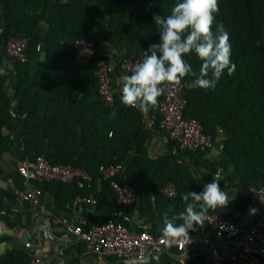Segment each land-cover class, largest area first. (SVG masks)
<instances>
[{"label": "trees", "instance_id": "16d2710c", "mask_svg": "<svg viewBox=\"0 0 264 264\" xmlns=\"http://www.w3.org/2000/svg\"><path fill=\"white\" fill-rule=\"evenodd\" d=\"M177 0H0V48L9 37L28 38L26 61L12 62L9 77H0V163L12 146L3 134L4 127L14 118L20 119L25 133L24 153L35 161L45 156L52 164H71L86 170L90 183L43 182L56 187L76 188L72 196H89L100 183L112 198L113 212L116 195L108 182L101 180L99 168L122 164L126 173L121 181L128 183L135 198L119 210L127 214L138 204L146 221L162 222L177 216L186 208L183 195L201 192L192 168H204L212 174L219 169L226 175L229 186L238 190L234 199L235 215L217 213L237 226H251L259 217L258 206L250 199V187H264V0H218L216 24L223 23L230 35L231 61L235 72L222 75L214 89H190L186 85L193 77H185L186 118H195L213 141L221 133L220 156L207 158L208 152L180 151L151 159L146 143L150 131L144 125V112L121 103L118 94L114 104L122 106L112 115L111 105L98 97L96 76L91 67L78 64L73 50L77 39L93 40L97 54L107 44L124 57L144 51L159 42L153 15L167 16ZM105 14L109 23L104 25ZM216 24L213 25L215 31ZM197 73L202 61L193 52L184 56ZM2 63L0 58V64ZM118 70H120L118 66ZM13 81L18 106L11 108V99L4 86ZM147 111L154 116V129L159 127L158 105ZM0 165V174H1ZM173 183L177 196L169 198L163 188ZM255 208V215L250 209ZM176 223H182L177 220ZM205 224V223H204ZM11 254L0 260L7 264ZM28 258L14 260L30 264Z\"/></svg>", "mask_w": 264, "mask_h": 264}, {"label": "crops", "instance_id": "0c3cea01", "mask_svg": "<svg viewBox=\"0 0 264 264\" xmlns=\"http://www.w3.org/2000/svg\"><path fill=\"white\" fill-rule=\"evenodd\" d=\"M109 23V16L105 14L104 25ZM0 25V31H1ZM102 53L108 63L114 67L113 81L121 96L120 77L123 74L118 70L121 52L107 44H102ZM2 64L12 68V62L4 54V48H0ZM11 99V108L18 106L19 99L15 96L13 81L9 78L4 86ZM116 114L121 111L120 104L111 105ZM144 125L150 131L146 143L147 153L151 159L162 156H172L176 153L173 143L163 133L154 129V116L144 112ZM3 134L12 140V146L1 159L0 174V260H6L7 264H17L14 260L18 258H41L46 264H123L115 258H104L88 251L83 243H75L66 232L64 223L80 225L90 228L105 222L110 211L113 209L112 198L109 191H104L100 183L90 192L88 197L97 200V205H84L75 203L72 196L77 192L76 188L56 187L41 183L34 178L25 180L18 173L19 166L27 159L23 143L25 133L21 127L20 119L16 116L4 127ZM224 136L220 133L215 140V150L208 154L210 160L217 159L222 150L221 142ZM192 172L197 183L204 187L212 181L213 175L204 168L193 167ZM220 176L219 186L228 194L230 200L227 207L216 209L224 215H235L242 218L243 214L236 212L234 199L238 190L229 186L226 175ZM10 180V182H8ZM37 187L42 189L40 204L33 206L24 203L16 192H28ZM77 198V197H76ZM132 232H138L141 223L148 225L152 234L163 236L161 232L162 222L146 221L140 215L138 204L129 210V213L118 218ZM195 230L189 231L191 236L205 237L210 234L203 225H194ZM236 245H204L195 244L187 251V258L179 254L175 249L153 250L148 258L136 264H227L232 261L237 253ZM260 263L264 264V247L254 256Z\"/></svg>", "mask_w": 264, "mask_h": 264}, {"label": "built area", "instance_id": "2783aa9c", "mask_svg": "<svg viewBox=\"0 0 264 264\" xmlns=\"http://www.w3.org/2000/svg\"><path fill=\"white\" fill-rule=\"evenodd\" d=\"M67 3L71 0H58ZM28 38L9 37L4 54L12 61L25 62V50ZM73 50L78 64L92 68L97 79L98 97L107 105H112L118 93L113 81L115 72L105 55L97 54L96 44L93 40L77 39L73 41ZM143 51L130 57H124L119 61V68L123 74H130V67L141 58ZM10 67L0 64V77H9ZM184 84L166 86L162 94V100L158 105L160 115L159 127L164 136L177 145L180 151H204L209 154L215 150L212 137L205 132L202 124L195 118H186L184 112L187 106ZM18 173L25 180L34 178L43 182L72 183L82 181L90 183L91 175L78 166L71 164H52L45 156L38 157L35 161L26 160L18 168ZM101 180L108 182L116 195L117 210L109 213L104 223L83 228L80 225L64 223L66 232L72 240L83 243L86 249L104 258H115L122 262L135 260L136 263L146 260L153 250L175 249L179 254L187 252L195 244L204 245H236L235 258L227 264H262L257 261L255 254L264 247V203L260 202L259 194L264 198V187H250V199L259 209L258 220L251 226H237L217 213L207 214L204 220L210 234L205 237L190 236L191 240L183 238L169 243L163 236H157L150 232L148 225L141 223L138 232H132L118 218L123 217L119 210L122 206H129L135 202L134 195L128 183L121 179L126 173V167L122 164H110L99 168ZM218 173H222L219 169ZM10 182V180H8ZM162 193L174 198L177 190L173 183L167 184ZM18 197L27 204L38 206L42 195V189L37 187L28 192H16ZM75 203L84 205H97L93 197L78 196ZM30 264H46L41 258H33Z\"/></svg>", "mask_w": 264, "mask_h": 264}, {"label": "clouds", "instance_id": "9594fccd", "mask_svg": "<svg viewBox=\"0 0 264 264\" xmlns=\"http://www.w3.org/2000/svg\"><path fill=\"white\" fill-rule=\"evenodd\" d=\"M218 10V0H177L169 15L154 14L159 42L150 44L130 67V74L120 77L121 103L146 113L157 104L166 86L179 85L185 77H193L186 85L188 88L207 90L215 88L225 71L228 75L234 73L230 35L223 23L216 24ZM193 52L202 61L198 73L184 59ZM220 180L219 174H214L201 192L189 191L183 195L186 208L177 216L169 217L171 209L163 213L161 232L169 243L179 238L191 240L189 231L195 230L194 225L203 227L209 210L228 206L231 199L220 189ZM256 212L257 209H250L251 215ZM177 220L182 223H176ZM184 257L187 258V252ZM123 264H136V261L125 260Z\"/></svg>", "mask_w": 264, "mask_h": 264}]
</instances>
